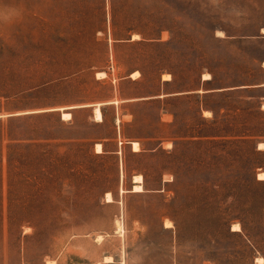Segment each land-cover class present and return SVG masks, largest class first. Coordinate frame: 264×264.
<instances>
[{
	"label": "rangeland",
	"instance_id": "374dc122",
	"mask_svg": "<svg viewBox=\"0 0 264 264\" xmlns=\"http://www.w3.org/2000/svg\"><path fill=\"white\" fill-rule=\"evenodd\" d=\"M261 84L264 0H0V264H258Z\"/></svg>",
	"mask_w": 264,
	"mask_h": 264
},
{
	"label": "bare ground",
	"instance_id": "6f19581e",
	"mask_svg": "<svg viewBox=\"0 0 264 264\" xmlns=\"http://www.w3.org/2000/svg\"><path fill=\"white\" fill-rule=\"evenodd\" d=\"M99 76L104 77L105 75L104 74H99ZM140 77H141V74L139 72H135L131 76V78L134 79V80H137ZM163 79H164V81H168L169 82V81L172 80V77H171V75L168 74V75H164ZM211 80H212V76L210 74L204 75V81H211ZM94 112H95V120H96V122H98V123L103 122L104 121V116H103V112L101 110V105H97L95 107V111ZM206 114L209 115V112L206 113ZM62 118H63L64 121H70L72 119V114L64 111L63 114H62ZM132 148H133V152H135V153L141 152V146H140V144L138 142H133L132 143ZM167 149H169V148H167ZM259 150H264V143L259 144ZM96 152H97V154H103L104 153L102 144H97L96 145ZM258 179L261 180V181H264V172H262V173H260L258 175ZM133 180H134V186H133V190H132L133 193H136V194L145 193V190H144V177L141 176V175H138V176H135ZM106 201L109 204L114 203V199L112 197V194H110V193L107 194ZM165 226H166V228H172V223L167 221ZM122 228H123V226H121V224H120L119 225L120 231L122 230ZM233 231L238 232V233L242 232V227L240 226V224L234 225ZM98 240L102 241L103 237H101V236L98 237ZM105 262L106 263H114L112 257H106L105 258ZM257 263L258 264H264V258H262V257L258 258L257 259ZM49 264H50V262H49Z\"/></svg>",
	"mask_w": 264,
	"mask_h": 264
},
{
	"label": "trees",
	"instance_id": "16d2710c",
	"mask_svg": "<svg viewBox=\"0 0 264 264\" xmlns=\"http://www.w3.org/2000/svg\"><path fill=\"white\" fill-rule=\"evenodd\" d=\"M160 45L165 46L166 44H160ZM212 80H214V77H212ZM102 112H103V110H102ZM103 115H104V113H103ZM127 139H139V138L138 137H127Z\"/></svg>",
	"mask_w": 264,
	"mask_h": 264
},
{
	"label": "crops",
	"instance_id": "0c3cea01",
	"mask_svg": "<svg viewBox=\"0 0 264 264\" xmlns=\"http://www.w3.org/2000/svg\"><path fill=\"white\" fill-rule=\"evenodd\" d=\"M264 88V84H261V85H258V86H254V88ZM101 110H102V108H101ZM104 116V115H103ZM104 122V121H103ZM103 122H101V123H103Z\"/></svg>",
	"mask_w": 264,
	"mask_h": 264
}]
</instances>
